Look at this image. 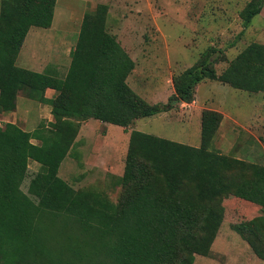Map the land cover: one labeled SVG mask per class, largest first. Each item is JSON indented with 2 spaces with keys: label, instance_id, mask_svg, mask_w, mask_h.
I'll list each match as a JSON object with an SVG mask.
<instances>
[{
  "label": "trees",
  "instance_id": "16d2710c",
  "mask_svg": "<svg viewBox=\"0 0 264 264\" xmlns=\"http://www.w3.org/2000/svg\"><path fill=\"white\" fill-rule=\"evenodd\" d=\"M55 4L0 1V113L14 111L23 92L48 104L52 116L31 133L11 123L0 127V264H193L210 255L222 223L216 204L229 196L261 212L231 227L264 260V166L209 151L221 122L216 112H202L198 148L131 130L123 174L114 177L121 188L116 204L93 190L75 191L58 176L81 122L127 132L138 119L190 104L205 80L264 94V45H248L219 75L215 65L224 55L209 48L173 76L167 103L151 105L127 85L134 62L105 30V5L84 15L62 78L16 66L28 31L48 29ZM263 7L264 0L246 3L239 13L243 28ZM47 89L54 91L48 100ZM30 161L39 170L25 193ZM49 232L70 235L53 247Z\"/></svg>",
  "mask_w": 264,
  "mask_h": 264
},
{
  "label": "rangeland",
  "instance_id": "374dc122",
  "mask_svg": "<svg viewBox=\"0 0 264 264\" xmlns=\"http://www.w3.org/2000/svg\"><path fill=\"white\" fill-rule=\"evenodd\" d=\"M248 1L57 0L52 26L66 30L69 39L62 44L72 43L74 48L77 41L76 35H73L80 31L84 15L94 13L98 6L105 5V30L116 38L134 62L127 85L146 103L165 104L173 94V76L192 66L209 48L217 50L216 54L222 52L224 55V59L215 65L219 75L248 45H264V7L247 28H243L239 18ZM30 32L45 31L31 28ZM50 53L55 57H52L53 61L61 63L63 69L59 74L63 77L68 69L66 61L70 54L68 56L65 46ZM23 94L19 92L18 96L24 97ZM20 101L18 98L17 103ZM24 102L34 107L32 101L25 99ZM179 104L165 117L159 114L138 119L127 132L118 126L95 120L81 122L74 150L62 161L58 176L75 191L93 190L116 204L121 188L115 186L114 177L123 174L130 131L143 130L159 138L198 148L201 145L203 111L221 115L209 151L235 159L240 156L245 158L241 159L243 161L264 166V156L258 153L257 148L259 145L261 150L262 147L264 149V94L234 90L218 81L205 80L195 88L190 106L179 107ZM3 124L0 117V127ZM250 141L252 144L244 150L243 156L242 147ZM103 157L107 158L106 163L112 172L99 169L103 166ZM38 170L39 165L30 161L27 177L21 186L23 192H27L28 183ZM216 208L222 214V223L210 247V255L196 256L193 264H264V260L257 258L247 242L231 227L261 214L258 208L248 206L233 196L221 199ZM68 235L70 232L48 233L53 247L58 242H66ZM41 244L46 251L52 250L46 242Z\"/></svg>",
  "mask_w": 264,
  "mask_h": 264
},
{
  "label": "crops",
  "instance_id": "0c3cea01",
  "mask_svg": "<svg viewBox=\"0 0 264 264\" xmlns=\"http://www.w3.org/2000/svg\"><path fill=\"white\" fill-rule=\"evenodd\" d=\"M30 30L28 31L25 40L23 42V45L20 49V52L17 56L16 66L36 73L49 74L52 76H57L58 78H62L59 74V71L63 69L61 68L62 65L61 63L59 64V61L57 59H56L57 61L52 60V57L53 59L55 57L51 55L52 53H50V51H53L54 49H58V48H63V46H65L69 56L71 50H73L72 43L69 45L62 44V43H66L65 41L69 39L68 32L66 30H60L56 27H53L52 24L48 29H44L45 31L44 33H37V32L32 33L30 32ZM57 33H62V35L57 36L56 35ZM78 34L79 31L73 35V37L76 35V41L78 39ZM70 60L71 58H69L67 61L65 60L66 65L68 67L70 64ZM18 63H20L21 65L19 66ZM53 95H54V91L51 89H47L44 92V98L47 100L51 99ZM18 98L21 100L19 104L17 103ZM25 99L32 101L34 103V107L33 108L29 107V105L26 102H24ZM185 105L190 106L191 103L190 104L180 103L179 107H183ZM50 110H51L50 106L46 103H41L36 100L29 99L25 95L24 97L20 98V96H18L17 94L14 111L9 113H0V117L2 118L3 123L15 124L22 130L31 133L35 129H37L41 124H45L47 126L50 122H52V116ZM162 114L163 117H165L167 115V112ZM229 120L232 121L231 119ZM140 132L145 133V131L143 130ZM31 143L38 144L39 141L32 139ZM250 144H252L251 141L250 143L246 142V144L242 147L243 149L241 151V154L242 155L244 154L243 156H245L244 150H248V148H250ZM257 148L259 149L258 153L264 156L263 147L261 150L259 148V145H257ZM237 158L240 160L245 159V158H240V156ZM106 159L107 158L101 160L103 166L102 168L99 169L112 172L110 169L111 168L110 165L109 164L107 165L106 163L107 162Z\"/></svg>",
  "mask_w": 264,
  "mask_h": 264
}]
</instances>
